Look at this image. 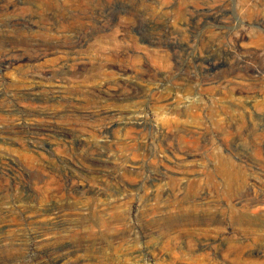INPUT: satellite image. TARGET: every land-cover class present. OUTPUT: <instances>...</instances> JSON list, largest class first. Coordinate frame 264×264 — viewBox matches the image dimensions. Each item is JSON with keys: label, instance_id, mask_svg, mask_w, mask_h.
I'll use <instances>...</instances> for the list:
<instances>
[{"label": "rangeland", "instance_id": "1", "mask_svg": "<svg viewBox=\"0 0 264 264\" xmlns=\"http://www.w3.org/2000/svg\"><path fill=\"white\" fill-rule=\"evenodd\" d=\"M65 1L0 0V264H264V0Z\"/></svg>", "mask_w": 264, "mask_h": 264}, {"label": "bare ground", "instance_id": "2", "mask_svg": "<svg viewBox=\"0 0 264 264\" xmlns=\"http://www.w3.org/2000/svg\"><path fill=\"white\" fill-rule=\"evenodd\" d=\"M70 1V0H69ZM65 2H67V0L65 1ZM70 3H72V2H70ZM80 3V2H79ZM35 14V13H34ZM24 17V16H23ZM22 21V20H21ZM29 22V21H28ZM13 24V23H12ZM27 24V23H26ZM49 24V23H48ZM20 25V24H19ZM51 26V25H50ZM55 26V25H54ZM64 26V25H63ZM77 27V26H76ZM40 28H41V26H40ZM80 28V27H79ZM53 29V28H52ZM42 30V29H41ZM44 32V31H43ZM76 33V32H75ZM54 34V33H53ZM50 34H47V33H43V34H41L40 35V37L41 38H43V39H49L50 38ZM64 36V38H69L70 36L69 35H63ZM14 38H19V36H13V35H10V34H3V35H1L0 34V39L1 40H11V39H14ZM59 39V38H58ZM72 39V38H71ZM48 41V40H47ZM51 41V40H50Z\"/></svg>", "mask_w": 264, "mask_h": 264}]
</instances>
